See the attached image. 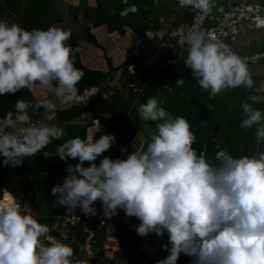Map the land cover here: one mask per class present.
I'll use <instances>...</instances> for the list:
<instances>
[{
  "label": "clouds",
  "instance_id": "clouds-1",
  "mask_svg": "<svg viewBox=\"0 0 264 264\" xmlns=\"http://www.w3.org/2000/svg\"><path fill=\"white\" fill-rule=\"evenodd\" d=\"M179 4L207 15L214 0ZM257 22L264 24V18L257 17ZM70 36L69 30L55 24L26 29L0 19V96L39 86L49 88L55 97L36 101L35 108L46 114L43 120L31 122L32 104L20 97L15 111L0 117V166L21 165L66 135L47 114L55 111L57 102L70 105L78 95L76 85L83 71L75 66L78 49L67 43ZM186 43L185 66L210 98L241 85L253 88L248 64L224 43L202 30L191 31ZM262 101L260 95H249L240 102V127H255L257 150L233 155L218 147L214 159H209L203 149L193 147L196 138L188 120L173 116L151 96L136 111L145 126L155 122V131L143 148L126 158L104 155L96 163L116 143L114 133L96 139L94 134L74 136L57 145L55 154L61 160L78 162L67 164V175L51 188L54 203L95 215L94 203L99 200L105 217L118 210L136 217L139 223L133 227L140 236L167 233L168 242L161 247L168 254L155 264H177L181 253L191 258L190 264H264V109L253 106ZM99 127L100 122L97 131ZM49 233L47 223L23 211L15 195L2 189L0 264H89L74 256L71 244Z\"/></svg>",
  "mask_w": 264,
  "mask_h": 264
},
{
  "label": "trees",
  "instance_id": "trees-1",
  "mask_svg": "<svg viewBox=\"0 0 264 264\" xmlns=\"http://www.w3.org/2000/svg\"><path fill=\"white\" fill-rule=\"evenodd\" d=\"M93 1L94 6H89L87 0H79L77 5H67L66 11L71 14L73 22L86 24L80 35L71 32L67 43L73 49H78V42L82 40L102 51L108 68L106 72L84 67L81 64L79 51L75 52L74 58L75 66L83 71V76L76 85L78 95L83 94L84 90L98 87V97L90 99L88 105H75L72 108L56 111V116L51 122L64 128L66 135L61 140H53L36 155L25 158L21 165L0 166V193L3 188L8 189L21 203V207L37 209L36 201L39 200L40 214H29L36 215L41 222L47 223L50 227V235L63 240L65 234L62 230H66L63 227L64 219L72 210L55 205L51 188L62 182L67 175L65 172L67 164L78 162V158L61 160L55 154L57 145L64 139L74 136L85 138L88 128L96 121L97 124L100 122V125L104 126V133H114L117 136L116 143L98 156L96 163H99L104 155L112 158L120 157L123 148L125 151L143 148L147 142L139 147L137 144L140 132L146 127L155 128V122H147L145 126L146 122L140 119L136 108L139 103L146 102L147 98L155 96L170 114L182 115L188 120L196 138L193 147L198 151L203 149L209 159H214L218 147L224 148L233 155H251L257 150L253 135L255 127L251 129L240 127L242 111L240 102L249 95L264 97V87H261L264 85V71L251 72L253 88L246 89L241 85L226 89L222 94L210 98L196 82L192 70L185 66L183 57L186 55L187 47H177L167 34L162 37L163 42L167 44L166 49L158 51L152 46L145 31L148 29L156 30V32L169 30L168 22L172 16L177 15L180 7L179 0H128L126 3L124 0ZM226 1L221 0V4L225 5ZM238 1L234 0V2ZM260 1L264 2V0ZM130 5H133L135 10L125 12ZM63 6L64 3L61 0H0V19L18 23L26 29L47 28L53 24L59 26L65 20ZM194 11L198 10L194 9ZM192 18L193 14L186 9L179 18L175 17L172 26L191 22ZM209 25H211L210 21L207 22L206 27ZM100 26H104L108 33L114 32L121 36L126 30H130L138 39L133 54L119 66L113 65L106 49L91 33V28ZM234 48L241 54L264 51V38L259 44L235 43ZM173 51L182 57L183 61L179 67L172 64L175 59ZM154 55H157L156 62L145 65V62ZM162 62H165L164 69L159 68ZM117 71H120L122 80L119 87L109 91L110 76ZM19 97L29 100L32 104L28 110L31 122L44 119L43 109L35 108L36 102L26 88L15 94L0 96V117L8 111H15L14 104ZM253 106L264 109V101ZM85 114L88 115L87 119L82 116ZM45 154H50L51 158L46 160ZM84 164L89 166L90 162L85 161ZM94 207L97 211L92 217H85L82 213L74 212L79 216V221L66 234L73 238L71 246L74 249V256L78 259H91L87 258L86 245L89 246V251H97L100 250L104 239L101 231L97 230L102 214L99 200L94 203ZM131 219L129 222L122 220L116 222V237L124 249L121 264H136L137 261L145 259L143 253L133 250L136 249L139 241L153 243L157 238L155 233L147 236L138 235L133 225L138 224L139 220L134 216ZM87 226H90L95 233L93 239L88 242L89 232L85 230ZM92 260L90 264H114L104 260L100 255ZM145 264L153 263L147 261Z\"/></svg>",
  "mask_w": 264,
  "mask_h": 264
},
{
  "label": "built area",
  "instance_id": "built-area-1",
  "mask_svg": "<svg viewBox=\"0 0 264 264\" xmlns=\"http://www.w3.org/2000/svg\"><path fill=\"white\" fill-rule=\"evenodd\" d=\"M128 2V0H124ZM180 6V4H179ZM181 7V6H180ZM186 9L193 14L191 22L179 23L176 26L166 29L165 32H156L155 30L148 29L145 31V35L154 48L158 51L161 49H166L167 44L163 42L162 37L167 34V37L174 42V44L179 48L188 47L186 43V37L191 31L202 30L205 31L208 37H210L215 42L224 43L230 50L238 53L241 58L248 64L250 72L259 73L264 71V51H257L254 53L241 54L235 50V43L247 44H259L264 38V24L257 22V17L264 18V2L260 0H241L234 2V0H227L226 4H221V0H214L213 8L211 13L207 15L201 14L199 11H194V9ZM135 7L130 5L125 12L134 11ZM123 12V14L125 13ZM211 22V25L207 26V22ZM250 32V35H246V39H242L244 33ZM256 31V32H255ZM172 54L175 59L172 64L179 67L182 64V57L173 51ZM157 55L152 56L149 60L145 62V65H150L156 62ZM160 69L165 68V62H162L159 66ZM99 93L98 87H94L85 91L86 94L90 96H95V93ZM84 93V92H83ZM81 96V95H79ZM77 96V97H79ZM85 96V95H84ZM95 99V98H90ZM125 149L123 148V152ZM121 157V153H120ZM26 211V210H24ZM74 212L82 213L85 217H92L93 215H85L82 211L78 209H73L68 217L64 219V226L66 231L74 226L75 223L79 221V216ZM136 218V217H135ZM122 220L123 222H129L131 217H127L123 210H118V214L112 216L111 218L100 215L97 230L101 231L104 239L100 250L89 251V246L86 245L85 250L89 258L95 259L100 255L106 261L119 262L124 249L120 246L118 238L116 237L117 228L116 222ZM89 232L87 242L93 239L95 233L91 230L90 226L85 228ZM68 236H64L66 239ZM64 239V240H65ZM167 233L164 236H157L155 242L147 243L144 240L139 241L136 245L134 252L143 253L146 262L150 261L155 264L157 259L165 257L168 253L163 250L161 245L167 243ZM191 258L181 253L178 258L177 264H189ZM106 264V263H104Z\"/></svg>",
  "mask_w": 264,
  "mask_h": 264
},
{
  "label": "rangeland",
  "instance_id": "rangeland-1",
  "mask_svg": "<svg viewBox=\"0 0 264 264\" xmlns=\"http://www.w3.org/2000/svg\"><path fill=\"white\" fill-rule=\"evenodd\" d=\"M61 1L64 3L63 12L65 14V16H64L65 20L62 24V28H64L65 30L72 31V32L80 33L84 28V26L82 25L83 23L81 24L80 22H73L71 14L66 11L68 4L77 5L79 3V0H61ZM89 4L93 5L94 3L92 2V0H90ZM145 26H146V24H145ZM149 26H150V24H149ZM128 32L131 34L121 36L117 33H113V34L109 35V33H107L106 30L102 27V29L98 28L94 33V35L98 39L99 44L106 49V51L109 54V57H111L113 63H119V62L123 61L124 57L131 55L137 46V37L131 31L128 30ZM244 35L248 36V35H250V32H244ZM83 44H85L88 49L84 50V52L82 53V57H84L86 59V56H90L86 53L87 52H93V56H91V58H93V59L96 58V60H98L97 62L99 64L97 65V67H99V69H101V70H106L107 65H106V62L104 61L102 51L100 49L91 47V45L87 44L86 42H84ZM83 46L84 45H82V47ZM123 62H121V63H123ZM262 69H264V68H262ZM121 80H122V77H121L120 71H117L112 76H110V81L108 84V86L110 88L109 91L119 87V83L121 82ZM85 91L83 94H81V96L76 98V100L79 104L88 105L91 97L92 98L98 97V94H99L98 92L95 93V96L94 95L90 96L89 94H86ZM83 116H85V115H83ZM85 117L87 118V116H85ZM151 131H155V128H151V127L150 128L149 127L143 128V130L140 132V136L137 140L138 147L148 141L149 133ZM89 134H90V132H89ZM87 135H88V130H87ZM132 151H134V150L130 149L128 151L126 150L124 152H121L120 158H126V155ZM44 158L46 160H49L51 158V155L45 154ZM56 160H58V159H56ZM21 209L23 211L26 210V212H28V213H33L30 210L31 208H29V207H21ZM76 209L80 210L78 207ZM62 232L65 235L68 233V231H66V230L65 231L62 230ZM141 241H143V240H141ZM42 242H45V241H42ZM145 263H146V260L143 259L141 261H137L136 264H145Z\"/></svg>",
  "mask_w": 264,
  "mask_h": 264
},
{
  "label": "crops",
  "instance_id": "crops-1",
  "mask_svg": "<svg viewBox=\"0 0 264 264\" xmlns=\"http://www.w3.org/2000/svg\"><path fill=\"white\" fill-rule=\"evenodd\" d=\"M239 1H241V0H239ZM87 2H88V5L89 6H94L95 5V3H94V1L92 0V2L94 3L93 5H90L89 3H90V0H87ZM82 24V23H81ZM85 23H83L82 25L85 27V25H84ZM59 26H61L62 27V24L61 25H59ZM102 27L104 28V26H100V27H97V28H91V33L94 35V33H95V31L98 29V28H100V29H102ZM105 29V28H104ZM130 31V30H129ZM70 32H72V31H70ZM107 32V31H106ZM132 32V31H131ZM246 32V31H245ZM73 33H75V34H78V35H80L81 33H82V31L80 32V33H78V32H73ZM108 33V32H107ZM114 33V32H113ZM113 33H109V35H111V34H113ZM133 33V32H132ZM244 33V32H243ZM129 34H131V33H129L128 32V30H126L125 31V34L124 35H129ZM134 34V33H133ZM135 35V34H134ZM95 36V35H94ZM123 36V35H122ZM136 36V35H135ZM96 37V36H95ZM247 38V36H245V35H243V37H242V39H246ZM97 39V38H96ZM97 41H98V39H97ZM84 42H86V41H82V40H80L79 42H78V46H79V48H78V51H79V57H80V60H81V64L84 66V67H86V68H88V69H92V70H100V71H103V72H106L107 71V67H106V70H101V69H99V67H97V65L99 64L97 61L98 60H96V58L95 59H93V58H91V56H93V52H87L86 54H88V55H90V56H86V59L84 58V57H82V53L84 52V50L85 49H88L87 48V46L85 45V44H83ZM87 43V42H86ZM87 44H89V43H87ZM137 44H138V39H137ZM82 45H84L83 47H82ZM91 45V44H90ZM86 46V47H85ZM91 47H93L92 45H91ZM95 48V47H94ZM98 49V48H97ZM134 52V51H133ZM133 54V53H132ZM131 54V55H132ZM131 55H129V56H131ZM108 56H109V54H108ZM129 56H125L124 57V59H123V61H125ZM111 58V57H110ZM105 61V60H104ZM123 61H121V62H123ZM121 62H119V63H113V61H112V63H113V65L114 66H119L120 64H122ZM28 90V89H27ZM85 91V90H84ZM28 93L33 97V99H34V101L36 102L37 100H43V99H53V100H55V97L52 95V92L49 90V88H45V87H36L35 89H33L31 92L28 90ZM77 96H79V95H77ZM84 97V96H83ZM77 98V97H76ZM76 98L74 99V101L70 104V105H61V104H59L58 102H57V108L55 109V111L54 112H51V113H48L47 115H50L52 118H54L55 116H56V111L58 110V109H63V108H72V107H74L75 105H82V104H79L78 102H77V100H76ZM90 101V100H89ZM83 116V115H82ZM85 116H87V118H88V115L87 114H85ZM85 116H83V118H85V119H87ZM45 117H46V114H45V112H44V110H43V118L45 119ZM97 126H98V124H97V122L96 121H94L93 122V125L91 126V127H89L88 128V135H92V134H94V139H96V138H99V136L101 135V134H103L104 133V131H105V128H104V126H101L100 125V127H99V130L97 131ZM97 131V132H96ZM89 132H90V134H89ZM96 132V133H95ZM87 135V136H88ZM121 152H123L122 151V149H121ZM88 256V255H87ZM87 258H89V256L87 257ZM93 261L92 260V258L91 259H89L88 261L89 262H91V261ZM121 260H122V258H121ZM121 260L119 261V262H114V261H111V262H113L114 264H121ZM90 264V263H89Z\"/></svg>",
  "mask_w": 264,
  "mask_h": 264
},
{
  "label": "water",
  "instance_id": "water-1",
  "mask_svg": "<svg viewBox=\"0 0 264 264\" xmlns=\"http://www.w3.org/2000/svg\"><path fill=\"white\" fill-rule=\"evenodd\" d=\"M186 7L187 6H181V7H179L178 8V10H177V15L176 16H172L170 19H169V22H168V26L169 27H172V25H173V23H174V20H175V17H177V18H179L180 16H181V14L183 13V11L184 10H186ZM167 30L165 29V32H166ZM113 74H111V76H112ZM36 208L37 209H40V203H39V200H37L36 201ZM65 242L66 243H69V244H71L72 245V242H73V238H72V236H68L66 239H65Z\"/></svg>",
  "mask_w": 264,
  "mask_h": 264
},
{
  "label": "flooded vegetation",
  "instance_id": "flooded-vegetation-1",
  "mask_svg": "<svg viewBox=\"0 0 264 264\" xmlns=\"http://www.w3.org/2000/svg\"><path fill=\"white\" fill-rule=\"evenodd\" d=\"M30 210H31L34 214H40L39 209L31 208Z\"/></svg>",
  "mask_w": 264,
  "mask_h": 264
}]
</instances>
